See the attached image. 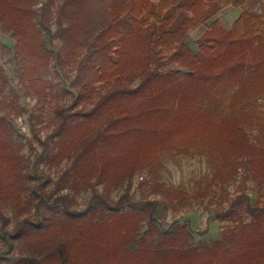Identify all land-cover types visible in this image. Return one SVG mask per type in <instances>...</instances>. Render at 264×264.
Returning <instances> with one entry per match:
<instances>
[{"label":"rangeland","instance_id":"rangeland-1","mask_svg":"<svg viewBox=\"0 0 264 264\" xmlns=\"http://www.w3.org/2000/svg\"><path fill=\"white\" fill-rule=\"evenodd\" d=\"M10 1L2 0L1 5L8 7ZM31 1L36 11L34 26L22 21L17 12L13 22L27 31L31 27L40 28V40L46 37L53 57L60 51L59 46L71 50L75 41H86L97 34L109 24L112 16H117L122 34L136 32L130 20L119 15L120 9L130 7L134 0ZM253 3L254 0H249V4ZM240 11L231 5L222 8L209 21L188 31L182 39L183 45L191 53L200 54L198 38L209 23L218 19L220 26L229 30ZM184 15L186 13H179L171 27L177 26ZM11 33L0 21V64L10 85L20 94L19 105L24 111L6 119L12 126L15 142L22 144L20 152L26 157L35 185L38 183L41 200L36 213L34 196H30L31 206L19 213L11 204H0V264H13L21 257L41 251L34 250V245L10 238L16 221L34 223L61 207L80 213L91 208L90 211L108 214L117 202L125 210L123 218L117 221L107 218V223H99L86 215L84 221L74 225L69 216H63L65 238L74 237L70 258L75 264H103L106 251L112 256L111 264H222L216 259L207 262L203 257H184L168 246L154 248L153 244L150 246L154 236L145 232L147 228L168 231L190 243L191 248L215 245L222 240V234L241 231L242 235L236 237L234 244L224 247L231 251L227 260L223 259L225 264H232L231 260L236 264L252 260L249 255L256 252L259 257L263 256L264 263V237L260 236L261 242L255 244L251 230H247L253 222L252 215L245 210L246 205L264 208V167L257 171L250 161L246 167L233 168L234 163L243 161L242 154L237 155L243 148L238 130L229 133L226 127L218 125L230 123L229 129H233V125L238 124L244 131L253 144L245 147L247 160L252 148L264 149V53L246 52L240 58L244 66L231 68L216 79L197 77L192 81L178 73L179 77L169 78L160 85L152 81L139 91L135 88L142 84L137 57L141 52H135L129 41L127 50L130 51L124 56L126 70L120 84L135 92L122 93L104 103L91 124L83 125L88 128L79 133V139L93 137L100 131L108 136V141L92 158L79 163L74 175L70 168V156L75 150L73 143L59 145L62 157L58 162L49 164L44 155L41 142L49 144L50 151L57 152L46 137L55 126L51 118L54 114H45L38 108L35 94H23L19 80L21 63ZM167 66L171 72L185 71L175 63ZM62 80L66 81L64 77ZM97 87L103 92L108 88ZM70 101L67 95L60 103L66 106ZM199 106L219 117L217 124L206 123L202 118L206 115H198ZM201 138L206 139L204 143L192 141ZM110 140H114L112 145H109ZM180 145H185V152H176ZM100 168L102 173L97 176L93 171ZM127 170H130L129 177L124 175ZM65 171L67 174L58 182ZM136 227L137 235L144 234L143 246L137 249V237L127 246V252L121 253L118 247L124 233ZM56 235L61 236L55 230L53 238ZM217 256L223 258L220 252Z\"/></svg>","mask_w":264,"mask_h":264},{"label":"trees","instance_id":"trees-1","mask_svg":"<svg viewBox=\"0 0 264 264\" xmlns=\"http://www.w3.org/2000/svg\"><path fill=\"white\" fill-rule=\"evenodd\" d=\"M1 1L0 21L4 28L12 31L11 36L21 63L19 80L23 85V94H35L38 108L45 114H51V112L54 114L51 118L54 119L55 126L46 137L53 143L57 152L50 151V145L47 146L41 142L44 155L49 164L58 162L62 157L59 145L63 142L73 143L75 150L70 156L72 158L70 168L74 175H77L76 166L92 158L94 153L108 141V136L102 135L100 131L94 133L93 137L79 139V133L88 128L83 125L91 124L104 103L114 100V97L118 95L122 96V93L135 92L134 89L120 84L126 70L124 56L130 51V49L127 50L129 41H132V49L135 52H141V56L137 55V57L140 59L138 68L142 84L135 88L139 91L143 85L152 81L160 85L169 78L179 77L178 73L192 81H195L197 77L204 80L216 79L222 75L221 73L231 68L244 66L240 58L246 52L257 50L264 53V0H254L253 5L249 4V0H134L130 7L121 8L119 15L126 16L136 27V32L122 34L117 16H112L106 27L86 41H75L71 50L59 46L60 51L56 53V57L51 56L52 51L48 50L46 37L43 41L40 40L42 31L40 32L37 25L39 29L31 27L27 31L20 29V26L13 22V15L17 12L22 21L33 25L32 22L36 16V11L32 7L33 1L11 0L8 7L2 6ZM229 5L241 10L231 28L223 29L218 19H214L198 38L200 54H193L186 49L182 43L185 34L193 30L197 24L209 21L219 10ZM183 12L186 15L182 17L180 23L171 27L176 16ZM174 63L184 67L185 71L179 69L181 72L179 70L171 72L167 65ZM67 71H72L73 74L69 75ZM62 77L66 81H63ZM173 82L179 85L178 82ZM98 85L108 88L103 92L97 87ZM67 95L70 96L71 101L63 106L60 101ZM20 97L3 74L0 64V204L1 206L11 204L19 213L31 206L33 199L30 196H34L37 200L36 205L33 206L36 213V206L41 200L38 183L35 185V177L25 162L26 157L20 152L22 144L15 142L14 132L12 134L10 130L12 126L10 127L6 119L18 116L24 111V107L19 105ZM198 110V115H206L202 117L206 123L217 124L215 121L219 117L217 118L211 112L203 111L201 106ZM218 125L226 127L229 133L238 130V140L243 148L240 147L241 151L239 150L237 155L242 154L243 161L236 165L234 163L233 168L246 167L248 162L253 161L256 170L261 171L264 167V149L252 148L250 158L247 160L245 147L252 143L249 142L244 131L238 127V124L233 125V129H229L230 123L228 126L223 123ZM119 134H122L121 131ZM189 140L191 138L186 142ZM205 140V138L192 139L193 143H204ZM113 141L110 140L109 145H112ZM180 146L176 152H185L186 150L183 149L185 145ZM48 151H50L49 155H47ZM93 172L100 176L102 168ZM66 174L67 171L63 172L58 182H61ZM129 174L130 170H127L124 175ZM114 208L108 214H100L101 212H95L96 210L93 209L90 211L91 208L80 213L61 207L54 209L50 216H41L34 223L24 220L16 221L15 231L10 238L34 245V250L41 249V251L39 254L21 257L13 264H75L70 258L74 237L65 238L63 230L66 220L63 216H69V221L74 225L84 221L86 215L93 221L107 223V218L111 221L123 218L125 213L123 206L117 202ZM245 210L251 213L253 219L247 230H251L252 239H256L255 244L259 245L260 236L264 237V234L261 235L264 232V208L258 209L246 205ZM146 214H149V211H146ZM55 230L56 234L61 236L56 235L53 238ZM153 231L155 229L147 228L145 232L154 236L150 239V246L153 244L154 248L168 246L170 250L181 253L184 257H203L207 262L216 259L217 263L222 264H225L224 260L231 255V251L224 248L226 244H234L236 237L242 235L241 231L226 232L222 234V240L215 245L191 248L190 243L181 241L180 237L168 231L156 230L154 235L151 233ZM49 234L52 236L48 237ZM143 235H137V227L126 231L123 239L120 240L118 250L126 253L127 246L131 245L137 237H139L136 241L137 249L141 248L144 244ZM218 252L221 253L222 259L217 256ZM104 255L106 259L102 263L111 264L110 252L106 251ZM249 258L252 260L243 261L241 264H264L261 261L263 256L259 257L257 252L251 253ZM231 263L236 264L232 260Z\"/></svg>","mask_w":264,"mask_h":264}]
</instances>
